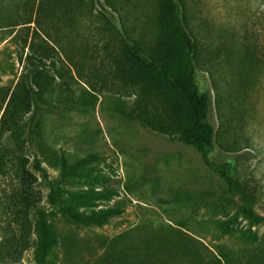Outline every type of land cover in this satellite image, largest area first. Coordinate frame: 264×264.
<instances>
[{"label":"rangeland","instance_id":"374dc122","mask_svg":"<svg viewBox=\"0 0 264 264\" xmlns=\"http://www.w3.org/2000/svg\"><path fill=\"white\" fill-rule=\"evenodd\" d=\"M108 1L114 9L104 0H71L67 18L46 0H0V119L24 72L23 44L36 32L53 47L43 63L53 83L43 94L38 135L14 151L36 177L38 209L61 239H72L68 256L58 245L50 264H101L111 245L113 264H264V0H179L195 45V79L212 100L209 160L229 165L233 194L193 148L137 118L144 109L154 118L150 103L118 71L125 42L149 56L162 52L160 0ZM13 148L5 134L0 156ZM6 161L0 226L10 220L18 185L13 169L20 160L15 167ZM52 189L83 214L114 213L101 227L68 225L48 203ZM38 239L32 232L30 247L12 264H36ZM0 264L11 263L1 256Z\"/></svg>","mask_w":264,"mask_h":264},{"label":"trees","instance_id":"16d2710c","mask_svg":"<svg viewBox=\"0 0 264 264\" xmlns=\"http://www.w3.org/2000/svg\"><path fill=\"white\" fill-rule=\"evenodd\" d=\"M43 1L40 0V3ZM46 2H51L67 18H71L74 11L71 0ZM104 3L114 9L108 0H104ZM182 10L179 0H160L157 19L162 52L149 56L135 43L125 42V66L122 65V68L118 64L117 68L150 103L154 118L147 117L149 115L145 114V109L144 116L138 114L137 118L154 131L193 148L204 163L220 175L228 185V192L233 194L236 183L230 175L229 165H217L209 160L215 143V133L210 122L212 100L210 92H201L197 85L193 65L195 45L181 22ZM23 45V49L28 48L29 51L25 56L24 72L8 95L0 119V143L3 136L8 134L14 145L13 149L6 150L10 157L6 155L5 159V156H0V169L6 160L14 167L16 159L20 160L19 167L13 169L18 185L10 197V220L0 226V257L3 256L11 264L19 262L31 245L32 232H36L39 239L34 252L35 262L50 264L48 257L58 245L62 247L64 256H68L73 245L72 239H61L52 224L47 222V215L38 209V198L32 186L36 177L26 170L27 160L20 156L16 158L14 151L22 152L26 144H31L33 136L38 135L45 103L43 94L49 92L53 83L44 73L43 63L50 58L53 47L49 39H41L36 32L29 44L26 41ZM28 114L31 115L25 121ZM24 134L26 138H22ZM62 164L61 171L67 174L63 160ZM32 168L43 173L38 161H34ZM48 203L55 207L65 223L75 227H101L109 222L114 213L106 211L83 214L53 189L48 193ZM244 213L246 218L256 220L251 211L245 210ZM111 252L112 245L104 249L97 262L113 264ZM260 253L264 260V249H260Z\"/></svg>","mask_w":264,"mask_h":264}]
</instances>
